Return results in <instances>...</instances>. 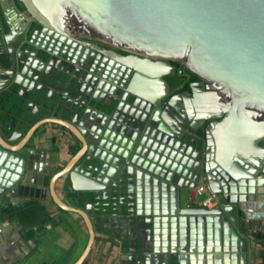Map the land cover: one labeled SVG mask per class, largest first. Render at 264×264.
<instances>
[{
    "label": "water",
    "instance_id": "1",
    "mask_svg": "<svg viewBox=\"0 0 264 264\" xmlns=\"http://www.w3.org/2000/svg\"><path fill=\"white\" fill-rule=\"evenodd\" d=\"M19 1L41 26L33 47L64 58L77 46L84 61L86 39L102 40L127 51L112 53L126 79L115 95L114 77L90 69L76 79L39 65L31 45L0 41V196L23 180L29 148L51 123L67 151L50 197L88 233L72 264L95 238L91 206L139 216L167 264H249L246 219L264 217V0ZM172 61L182 62L178 81L185 65L215 90L200 82L201 93L172 96ZM58 178L71 203L55 192ZM200 180L215 205L185 202Z\"/></svg>",
    "mask_w": 264,
    "mask_h": 264
},
{
    "label": "crops",
    "instance_id": "2",
    "mask_svg": "<svg viewBox=\"0 0 264 264\" xmlns=\"http://www.w3.org/2000/svg\"><path fill=\"white\" fill-rule=\"evenodd\" d=\"M36 135L39 140L29 148L25 177L0 196V264H72L87 242L81 216L59 208L48 190L51 175L62 165L67 143L60 137L58 126L51 123L41 126ZM57 152L62 156L59 159ZM54 190L71 203L63 178L55 181ZM191 194L190 190L185 202ZM91 209L95 238L82 264H167L154 250L150 232L139 216ZM247 237L249 264H264V246Z\"/></svg>",
    "mask_w": 264,
    "mask_h": 264
},
{
    "label": "flooded vegetation",
    "instance_id": "3",
    "mask_svg": "<svg viewBox=\"0 0 264 264\" xmlns=\"http://www.w3.org/2000/svg\"><path fill=\"white\" fill-rule=\"evenodd\" d=\"M0 1H2L4 5V14L0 11V41L8 39L9 44L11 45L14 43L16 48L20 51H23L26 46L31 45L29 48V53L31 52L33 54V58L37 60L39 65L44 66L45 69H47V63L48 60H50L52 62L50 67H57L64 73L74 76L76 79L81 78V73H89L90 69H93L91 72L92 76H98L99 79H108L110 77H114V79L118 80L119 84L115 89L114 94L119 91V88H123L121 84L124 83L126 79V71H122L120 68H117V72L113 71V69L116 68L115 64L117 63V60L114 58V56H112V53L115 52L119 55H125L127 54V51L114 47L102 40L88 38L86 41L93 47L91 51L94 53L92 54L91 51L88 52L87 58L84 61H81L80 55H78L76 52L77 46L74 51L68 49V57L61 58L58 54L49 57V55L43 53L40 48L33 47L30 42V39L33 35L34 40H37L41 26L33 20V18L26 12L25 9H20L17 0ZM4 21H8L10 26L6 27ZM92 56L94 57L93 59L97 60L95 63H93V61H89V58ZM172 65L175 67L171 70V74L166 77V79L171 84L170 91L172 96L176 95L179 91L190 90L191 86H193L198 93H201L202 91L200 90V82L204 83L203 88L205 91L215 90L210 82L204 80L197 74L190 72L185 65H183L182 68V80L178 81L177 79L179 77V71L182 66V62L172 61ZM78 69L79 71H77ZM180 85H183V88L176 90V88H178ZM118 98H120V96H118ZM208 123L209 121H206L203 125H207ZM190 133L194 137H199L200 127L193 129ZM260 144H263V142L261 141Z\"/></svg>",
    "mask_w": 264,
    "mask_h": 264
},
{
    "label": "built area",
    "instance_id": "4",
    "mask_svg": "<svg viewBox=\"0 0 264 264\" xmlns=\"http://www.w3.org/2000/svg\"><path fill=\"white\" fill-rule=\"evenodd\" d=\"M191 200L200 201L203 205L211 207L215 205V196L208 191L206 182L200 180L197 182L196 186L191 189ZM247 223V236L255 238L256 236H261L264 240V217L260 219H246Z\"/></svg>",
    "mask_w": 264,
    "mask_h": 264
},
{
    "label": "trees",
    "instance_id": "5",
    "mask_svg": "<svg viewBox=\"0 0 264 264\" xmlns=\"http://www.w3.org/2000/svg\"><path fill=\"white\" fill-rule=\"evenodd\" d=\"M17 2H18V4H19L20 9H24V6L22 5V3H21L19 0H17ZM255 240H256L257 242L261 243V244L264 246V240L262 239L261 236H256V237H255ZM261 257H262V259L264 260V252L262 253Z\"/></svg>",
    "mask_w": 264,
    "mask_h": 264
},
{
    "label": "rangeland",
    "instance_id": "6",
    "mask_svg": "<svg viewBox=\"0 0 264 264\" xmlns=\"http://www.w3.org/2000/svg\"><path fill=\"white\" fill-rule=\"evenodd\" d=\"M245 229H246V231H247V227H246ZM246 234H247V233H246ZM246 234H245V235H246ZM246 236H247V235H246ZM137 240H138V239H137ZM136 245H137V246H140V245H141V247H140V248H142V249H143V246H142V244H141L139 241H137V242H136Z\"/></svg>",
    "mask_w": 264,
    "mask_h": 264
}]
</instances>
